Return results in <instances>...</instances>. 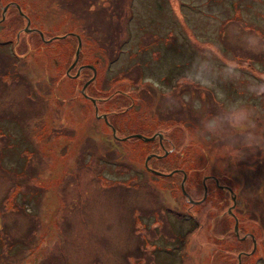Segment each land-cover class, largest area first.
<instances>
[{
  "label": "rangeland",
  "instance_id": "1",
  "mask_svg": "<svg viewBox=\"0 0 264 264\" xmlns=\"http://www.w3.org/2000/svg\"><path fill=\"white\" fill-rule=\"evenodd\" d=\"M19 6L42 35L24 31ZM4 15L0 264H236L246 246L221 220L229 199L213 179L206 195L203 177L237 174L254 199L240 224L262 234L264 117L227 131L211 99L226 102L231 81L264 116V0H0ZM95 75L86 92L118 136L164 144L117 138L80 90ZM181 176L202 202L184 198Z\"/></svg>",
  "mask_w": 264,
  "mask_h": 264
},
{
  "label": "flooded vegetation",
  "instance_id": "2",
  "mask_svg": "<svg viewBox=\"0 0 264 264\" xmlns=\"http://www.w3.org/2000/svg\"><path fill=\"white\" fill-rule=\"evenodd\" d=\"M20 14L24 18H26V16L29 18V16L22 11H20ZM0 19H3V20H6L7 22H10L9 19H7L6 15L1 16ZM73 34H75V33H73ZM75 35L77 36L78 34H75ZM76 66H77V64L74 67H76ZM81 73H82V71L79 70L77 72L76 77H79L81 75ZM91 76H92V74H91ZM94 78H96V75H95V77H91L89 82H83V84L81 85V88H80L81 92H83V90H84L85 95L88 97H95L93 94L89 95L86 92V87L89 85V83L94 81ZM163 78L166 79L167 87L172 89V92H173V89H175V88H178L179 89L178 92H181L182 91L181 89L184 86L182 84L177 86V84H175V83L186 82V80H182L179 77H177L179 79L176 80L175 77L169 76V75L165 76ZM147 79L149 80V82H151V84L155 88L160 89V86L157 84L156 81L151 80V78H147ZM170 80L172 82L171 84H169ZM252 82H253V80L251 78V82H249V83H252ZM254 82H255V80H254ZM204 83L207 84L206 81H204ZM144 84H146V83H144ZM232 84L233 83L231 81H227L224 84H222V88L226 91V97H225L227 99L226 102H223V101L218 102V100L216 98L211 99V107H212L213 111L215 112V114L213 116L214 120L216 121V123L220 122L221 125H218V126L224 127L227 131L228 130L236 131V128L240 127L241 125H247V124H244V118L245 117H250V121L252 123H256V121L258 119L264 117L259 112L254 111V109H253L254 102L252 101L253 95H250L252 93L244 92L242 95H240V97H238V92L232 89ZM140 89H144V88H140ZM254 94H255V89H254ZM167 98H173V97H167ZM202 98L205 99L206 97L202 96ZM89 100L93 103V105H94L93 111L96 113V111H98V106L95 105L93 100H91V99H89ZM223 100L225 101V99H223ZM240 101H243V102L240 103ZM95 102L97 103V100ZM95 109H96V111H95ZM244 110L246 111L245 113H244ZM99 113L102 115L103 119L105 120V123L112 130L113 134L115 133L117 138L121 139V137H119L117 134V127L114 124H112L111 120H109L107 122L106 121L107 117L104 118L105 112H102V113L99 112ZM247 126H251V125L248 124ZM113 129L115 130V132ZM156 135L158 136V142L164 144V142H163L164 141V135H162L161 132H157ZM124 136L125 135L122 136L123 138L121 140L125 139ZM130 137H133V136H130ZM130 137H126V138H130ZM136 137H138V136H136ZM171 142L174 145V141L171 140ZM163 146H165V145H163ZM172 147H174V146H172ZM254 153H255V150L252 148V150L250 151V156H252L251 154H254ZM155 156L157 157L158 155L154 154V156H152V157H155ZM158 158H160V157H158ZM149 160H148V164H149ZM151 166H153V167H151ZM151 166H149V167H151L152 169H155V170H159L155 167V166L158 167V165H151ZM159 171H161L162 173H156V172L149 170L147 168L144 173L145 174H161V176L164 174H167L170 176L173 174H178V173L186 174V172L184 170H181V168L174 169L170 172L162 171V170H159ZM223 178L224 177L222 176V174H220L218 176L213 175V174L205 175L203 177L204 182L202 185H203V191H205L206 195H208V189H209L208 183H210L209 179H213L214 183H215L214 189L215 190L217 189L220 191L221 190L225 191L227 198L229 199V202H227L226 204L225 203L219 204V211H220L221 216H222L221 220H223L227 223L228 219L224 218V217L233 218V225H232L233 226V233H234L236 240H237L235 244H236V246H239V245H245L246 246V247H243L241 249L236 250V255H235L236 264H243L244 259H248V260L252 261L253 258H255L257 263L261 260L264 264V227L261 224H259L258 226L263 227V233L256 235L253 231L255 228L254 226L251 229H245L241 226L240 221H239V215H238L242 206H244V205L245 206H251V203L248 202L247 199L249 201H254V199L248 198V194L246 191H248L249 189L239 187V185L237 184V182H238L237 181V174H230L228 176V179L230 182H228V181L225 182V180H223ZM184 180L185 181H184L183 185H184L185 191H186V193L189 194V196L191 198H193L191 192L189 190H186V186H185L186 185L185 184L186 178ZM179 185L182 187V176H181V179L179 181ZM234 185H237V186L234 187ZM182 194H183L184 198L187 199V201L190 202L191 204H198V203L203 201V198L201 197L198 199L193 198L195 200L201 199L200 202H191V201H189V198L187 197L186 194H184L183 192H182ZM243 201H245V203H243ZM256 205H257V207H259V209L261 207H263V209H264V203H257ZM167 210L168 211H174V209L170 206H167ZM254 212L255 211H253V215L255 214ZM176 215H177V217H186V213L177 212ZM262 216L264 218V214ZM226 223L224 225H226ZM241 230H242V233H241ZM247 239H249V241H248L249 245H247ZM248 246H250V247H248Z\"/></svg>",
  "mask_w": 264,
  "mask_h": 264
},
{
  "label": "water",
  "instance_id": "3",
  "mask_svg": "<svg viewBox=\"0 0 264 264\" xmlns=\"http://www.w3.org/2000/svg\"><path fill=\"white\" fill-rule=\"evenodd\" d=\"M26 18H27V24H26L24 30H26V31H31L32 28H29V26H28L29 23H30V19H29L27 16H26ZM39 33L42 35V32H41V31H39ZM79 45H80V44H79ZM77 57H78V50L76 51V59H77ZM76 59H75V60H76ZM113 130H114V129H113ZM114 132H115V130H114ZM131 136H138V137L143 138L144 140H149V139H153L156 135H152V136H143V135L140 134V133H135V134H131ZM149 157H150V155H148V156L146 157V162H147V160H148ZM146 165H147V164H146ZM147 168L150 169V170H152V171H154V172L162 173L161 171H157V170L152 169V168H150V167H148V166H147ZM183 184H184V182H182V187H181V188H182V191H183L184 194L187 195V197L189 198V201H191V202H200L201 199H200V200H195V199L191 198V197L189 196L188 193H186Z\"/></svg>",
  "mask_w": 264,
  "mask_h": 264
},
{
  "label": "trees",
  "instance_id": "4",
  "mask_svg": "<svg viewBox=\"0 0 264 264\" xmlns=\"http://www.w3.org/2000/svg\"><path fill=\"white\" fill-rule=\"evenodd\" d=\"M20 16H21V14H20ZM20 16H19V17H20ZM22 18H23V17H20V19H22ZM131 134H133V133H129V134H127V136L130 137ZM143 136H145V135H143ZM149 136H150V135H149ZM138 138H141V137H138ZM141 139H143V138H141ZM143 140H144V139H143ZM144 141H147V140H144ZM155 157H156V156H155Z\"/></svg>",
  "mask_w": 264,
  "mask_h": 264
},
{
  "label": "bare ground",
  "instance_id": "5",
  "mask_svg": "<svg viewBox=\"0 0 264 264\" xmlns=\"http://www.w3.org/2000/svg\"><path fill=\"white\" fill-rule=\"evenodd\" d=\"M95 79V78H94Z\"/></svg>",
  "mask_w": 264,
  "mask_h": 264
}]
</instances>
